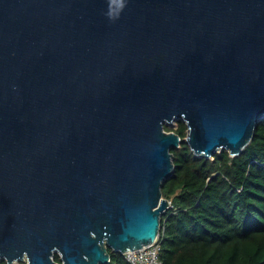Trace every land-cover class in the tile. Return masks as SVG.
<instances>
[{
	"label": "water",
	"instance_id": "obj_1",
	"mask_svg": "<svg viewBox=\"0 0 264 264\" xmlns=\"http://www.w3.org/2000/svg\"><path fill=\"white\" fill-rule=\"evenodd\" d=\"M263 118L264 0H0V262L151 245L165 126L237 157Z\"/></svg>",
	"mask_w": 264,
	"mask_h": 264
},
{
	"label": "trees",
	"instance_id": "obj_2",
	"mask_svg": "<svg viewBox=\"0 0 264 264\" xmlns=\"http://www.w3.org/2000/svg\"><path fill=\"white\" fill-rule=\"evenodd\" d=\"M176 126H165L181 144L162 188L170 202L161 219L162 264H264V118L237 157L227 151L196 157L185 141L186 123ZM109 254L108 264H130L125 255ZM54 261L61 263L58 254Z\"/></svg>",
	"mask_w": 264,
	"mask_h": 264
},
{
	"label": "built area",
	"instance_id": "obj_3",
	"mask_svg": "<svg viewBox=\"0 0 264 264\" xmlns=\"http://www.w3.org/2000/svg\"><path fill=\"white\" fill-rule=\"evenodd\" d=\"M159 237L149 246L143 247L140 250L129 252L126 254L130 264H162L160 260V242ZM15 262L14 264H19ZM1 264V263H0Z\"/></svg>",
	"mask_w": 264,
	"mask_h": 264
},
{
	"label": "rangeland",
	"instance_id": "obj_4",
	"mask_svg": "<svg viewBox=\"0 0 264 264\" xmlns=\"http://www.w3.org/2000/svg\"><path fill=\"white\" fill-rule=\"evenodd\" d=\"M166 126H168L169 128H172V129H175L177 127L176 122L173 124H170V125L167 124ZM18 262H20L19 264H27V259H23V260L18 261ZM4 263L8 264L6 261H4Z\"/></svg>",
	"mask_w": 264,
	"mask_h": 264
}]
</instances>
